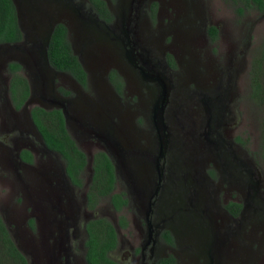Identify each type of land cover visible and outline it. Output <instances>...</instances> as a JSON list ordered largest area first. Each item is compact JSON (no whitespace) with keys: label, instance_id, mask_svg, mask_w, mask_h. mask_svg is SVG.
Segmentation results:
<instances>
[{"label":"rangeland","instance_id":"obj_1","mask_svg":"<svg viewBox=\"0 0 264 264\" xmlns=\"http://www.w3.org/2000/svg\"><path fill=\"white\" fill-rule=\"evenodd\" d=\"M107 2L117 15L129 10L137 15L133 29L145 30L148 47L155 48L159 58L155 65L149 63L148 69L133 70L125 66L127 54L116 39L99 38L103 33L95 29L85 31L77 18L70 24V41L84 35L91 40L96 37L82 54L94 77L81 93L92 99L102 94V82L95 73L104 61L117 66L130 89L129 112H121L115 121L119 135L120 129L127 127L120 144L129 152H115L125 158V165L118 168L120 187L116 189L127 191L130 197L127 209L121 211L126 225L117 224L119 214L106 196L93 206L87 204L88 157L102 148L95 138L78 141L86 164L83 183L77 187L66 181L63 161L56 153L34 152L23 139L24 131L19 133L18 120L26 121L29 106L48 99L37 85L33 62L23 58L21 72L34 82L31 100L14 114L0 108V214L16 246L29 264H64L58 263L57 252L65 248L66 264H83V221L100 214L116 229L117 244L111 255L122 264H132L130 246L140 242L143 227L144 202L137 197L146 189L151 164L133 157L130 149L136 148L143 136L149 145L138 148L151 151L156 144L151 123L165 148L168 146L161 154L168 165L164 173L174 174L170 179L178 190V199L170 200L161 213L176 241L178 264H264V159L259 154L264 103L249 94L251 60L264 42V15L253 9L238 14L229 0ZM151 3H155L153 12ZM22 6L28 18L29 5L22 1ZM210 24L217 28L214 40L207 33ZM167 55L172 61L170 68L160 59L164 56L168 61ZM1 57L0 102L8 78ZM53 81L58 90L65 77L57 74ZM204 128L209 131L205 136ZM32 134L34 145H40L38 135ZM18 146L32 150L31 162L17 161ZM111 148L114 151V144ZM234 199L240 200L242 207L230 218L225 204ZM131 212L135 214L132 219ZM29 217L33 218L32 227Z\"/></svg>","mask_w":264,"mask_h":264},{"label":"trees","instance_id":"obj_2","mask_svg":"<svg viewBox=\"0 0 264 264\" xmlns=\"http://www.w3.org/2000/svg\"><path fill=\"white\" fill-rule=\"evenodd\" d=\"M238 14L244 9L263 8L262 0H229ZM93 9L101 17H109L104 0H88ZM155 3H151V10ZM207 33L211 40H214L217 33L215 25L207 26ZM21 32L17 26L15 11L11 0H0V42H13L20 40ZM168 62L172 64L170 56ZM47 58L49 64L57 70L69 72L82 86L86 87L85 72L79 64L76 56L72 53L65 26L56 23L50 34L47 44ZM21 65L14 60L6 64L9 73L7 81V94L15 109L21 108L29 93L26 77L21 72ZM112 71L109 73L110 79ZM118 83V82H117ZM119 84L115 87L119 90ZM250 96L257 102L264 103V42L254 54L249 69ZM62 94L69 90L58 86ZM29 114L44 145L59 155L63 161L64 173L71 184L81 186L83 173L86 164V155L78 147L73 138L65 128L63 114L58 107L44 108L39 105H32ZM259 154L264 159V124L261 128ZM19 156L31 161V155L26 148L19 151ZM115 175L113 165L108 155L102 150L93 152L91 160V175L87 182L85 197L88 206H93L98 198L106 196L113 209L119 210L126 205L127 197L124 191H113ZM226 207L231 212H237L240 204L228 202ZM233 208V209H232ZM32 227V219L29 218ZM117 224L125 226L126 220L122 213L118 215ZM84 238L83 257L86 264H119L111 255V250L116 247L117 233L114 224L105 216L94 214L83 222ZM164 238L171 241L172 238L167 230L163 231ZM0 264H29L26 256L18 249L12 239L6 224L0 214ZM158 264H174L172 255H167L158 260Z\"/></svg>","mask_w":264,"mask_h":264},{"label":"flooded vegetation","instance_id":"obj_3","mask_svg":"<svg viewBox=\"0 0 264 264\" xmlns=\"http://www.w3.org/2000/svg\"><path fill=\"white\" fill-rule=\"evenodd\" d=\"M72 1L79 7V13H78L79 20L90 21V23L94 26L96 33L98 31H101L104 36L112 37V38L116 39L118 42H120L121 47H122V51L124 50L127 54V58H126L127 61L125 63V66H127L133 70H140L143 67H144V69H145V67H147V69H148L150 65L156 64V60H158L159 58L156 59L157 56L155 54L156 53L155 48L151 49L148 47V42L146 39L145 30H144V32H142V31L137 32L133 29V26L138 23V17L133 11L129 10L127 13L122 12L121 15H117L118 13L115 11L113 6L109 5L107 0L106 1L104 0L105 4H106V8L108 10V15H109V17L107 19H105V17H101L97 14V12L93 9V7L88 2V0H72ZM84 1H87L86 6H85V4H83ZM262 1H263L262 10L261 11H258L256 9H253V10L256 12H259L261 15H264V0H262ZM14 11H15V9H14ZM15 18H16V14H15ZM59 22L65 26L66 31H67V35H68V40H69L70 47H71V51L76 56V58L79 62V59L77 56L78 52L75 53L73 51L72 44H71L72 42L69 39V34H70L69 24L71 22L69 16L65 14V18L62 17V19L56 23H59ZM136 33H139L140 35H138ZM140 37H142V38H140ZM147 59L149 62L147 61ZM160 59L162 60L164 66H166L167 68L171 67V64L167 61V59L164 56H162ZM149 63H150V65H149ZM6 64H5V66H6ZM79 64L81 65V67L83 68V70L85 72L86 87L82 86L69 72L64 71V70H58L61 73V75H63L65 77V81H63L61 83V86L64 89L66 88L67 90H69V92L67 94H62L59 90L55 89V91L59 95H62L63 97H69V96L75 95L77 90L80 92L81 91L86 92V89L90 84L89 80L91 79L90 73H89L90 71L87 68H85L84 65H82V63L79 62ZM111 71L113 72L112 73L113 79H110V77H109V73ZM7 74H8V78H9V73H7ZM102 77H103V81H104L106 87L108 89H110V92L113 94V97L115 98L114 102H115V105L117 106L116 108H114L110 104V102L108 101V96L105 95V92H103V90L105 91V87L102 85V91H101L102 94H100V96L103 98H102L101 102L102 101L104 102L105 114L109 115L111 120L106 121V123L104 122L101 129H103V131L108 135L111 123L113 124V123H115V121L118 120V118H117L118 114H120L123 111L129 112V109L131 106V103H130L131 96L129 95L130 94L129 86L126 83V81L122 75V72L117 67L109 66L108 69L105 71L104 75H102ZM8 78H7V81H8ZM69 80L73 81L74 86L70 85ZM65 83H66V85H65ZM116 84H119L118 85L119 90H117V88L115 87ZM1 95H2V99L0 102V108L3 107L6 109V111L10 110L11 112H13V114L15 113L16 110L20 109V108L15 109L13 107L12 103L10 102L8 94H7V83H6V86L4 88V91L1 92ZM3 95H4V98H3ZM110 98H111V96H110ZM31 106H29V108ZM29 108L27 111L26 121L22 122V121L18 120L20 122L19 124L17 122V124L20 126V127H18L19 133H21V131H24L25 135H24L23 139L29 143V145L32 147V150L34 152H36L37 150H41L42 152L44 151V152L56 153V151L48 149L46 146H44L41 141H40V145L39 144L34 145L33 140L30 137V135L32 134V131H34V133L36 135H38V137H40V134L38 133L34 123L31 120V117L29 114ZM138 109L140 110V108H138ZM140 112H141V110H140ZM141 114H142V112H141ZM14 120H16V119H14ZM150 126L152 129L153 143H156L154 147L149 148L151 150L150 152H152V153H150L148 151L145 152L143 150L141 151V149L138 148V146L140 144L149 145L147 143V140L145 139V137L143 138V136H141V139L139 141H137V143H136L139 145H136V148H134V149H130V152H132V150H133V152H139L140 155H142L140 157L137 156L140 160L145 159L147 162H149V164H151L150 165L151 174L148 176V182H147L146 189L144 190V192L142 194H140L139 197H137L138 199L141 197V201L144 202V204H143L144 210H141L142 211V218H143V227H142V232H141V237H140L141 240L137 244L138 246L137 245L136 246H130L131 261H132V264H158V260L160 258H164L170 254L174 258V264H178L177 255H176V252L174 251V246L176 245V241L174 240L173 235H172L170 229L168 228V226L166 225L165 221L163 220V218H161V213L167 209V205L170 204L172 201L174 202L175 199L178 197V190L175 186V182L172 183L171 179H170V177L173 176L174 174L168 173V175H165V173H164V170H166L168 168V167H166L168 165L165 163L164 155L161 156V154H162V152H166V148L168 146L165 148V146L163 145V142L161 141L159 132H155V127L153 126V124L150 123L149 128H150ZM21 127L23 129H21ZM65 128L67 129L68 133L70 134V136L73 138V140L75 141V143L77 145L79 144L78 141L87 142L90 139L89 137L95 138V142L97 144H100V146H102V148L99 147L98 149H95L92 152H95L96 150H102L108 155V157L110 158V160L112 162L113 172H114V175L116 178L114 181L113 191L121 190V189H116V188L120 187V186L118 187V183H117V182H119L117 177L120 176L118 173V168L125 165V158H124V156H120V157L117 156L115 152H127L128 150L123 149L122 145L114 144V151H113V149L111 148V144L113 145V143L110 140L104 139V137L102 135H96L92 131H88L87 133H84V132L81 133L80 130L74 129L73 127L68 126L66 124H65ZM114 129H116L115 126H114ZM125 129H127L126 126L124 128H121L120 131L124 134ZM81 130H82V127H81ZM207 132H209L208 129L204 128L203 129V135L205 136ZM116 133H117V130H116ZM122 133H120V135H122ZM175 133H176V131L174 133H171L173 138H175V135H176ZM20 138H22V136H20ZM78 147H79V145H78ZM22 148L23 147H19V146L17 147V151L15 154L17 161L23 162V163L31 162L32 161V153H31L32 150H30L29 148H26L31 155V161H27V160H25L19 156V151ZM218 150H220V149H218ZM109 152H113V155L110 154ZM91 156H93V153ZM90 166H91V164H90ZM63 170H64V168H63ZM90 175H91V169L89 171L87 182L90 179ZM163 178H167V179H169V181L168 180L162 181ZM65 179H66V181L70 182L68 177L66 176V174H65ZM148 184H149V186H148ZM172 184H174V185H172ZM124 195L127 197V203H126V205H122L119 210H116L118 212V214H120L122 210L127 209L128 205L130 203V197L128 195V192L125 190H124ZM170 200H172V201H170ZM230 201L240 204L239 208L237 209V212H235V213L231 212V210H230L231 208L225 207V209L228 213V216L230 218H234L239 213V211L242 207V202H240V200H238V199H234V200L227 201V203ZM175 209H176V207H175ZM136 210H138V209H136ZM137 212H138V214L140 213L139 211H137ZM134 217H135V214L133 212H131L130 213V219H132ZM29 218H31L33 221L32 217H29ZM138 219H140V218H138ZM82 229L84 232L83 224H82ZM164 230H167L169 232V234L172 238L171 241L164 238V235H163ZM138 232H140V231H138ZM84 234H85V232H84ZM131 239H132V242L134 244H136L137 240L135 239V234H133V236H131ZM111 251H113V250H111ZM67 254L68 253L66 252V248H65V251H58L57 252L58 263L62 262L64 264H66L65 259H67V257H68ZM61 255H64V256H61ZM72 256L73 255L71 254V257ZM69 257H70V255H69ZM114 258L119 262V264H122L119 259H117L116 257H114ZM81 260H82L83 264H86L84 257H83V251H82ZM72 264H81V262L78 261V262H74Z\"/></svg>","mask_w":264,"mask_h":264},{"label":"water","instance_id":"obj_4","mask_svg":"<svg viewBox=\"0 0 264 264\" xmlns=\"http://www.w3.org/2000/svg\"><path fill=\"white\" fill-rule=\"evenodd\" d=\"M15 9L16 14V23L21 32V39L13 42H0V54L1 60L5 61V64L14 60L17 61L21 66H24L23 58H30L33 62L35 73L34 75L37 77V85L39 86L42 94H45L48 99L47 102L39 101L37 105L42 106L44 108L50 107H58L61 109L63 114L64 123L68 126L73 127L74 129H78L84 133L88 131H92L96 135H102L104 139L110 140L113 144H119L124 142L123 134L119 135L116 133L117 126L115 123H111L109 134L107 135L102 128L103 123L106 121H110L111 118L109 115L105 114V105L100 97V94L97 99L83 95L80 91H76V94L69 97H63L61 95H57L54 89V81L53 77L57 74H61L57 69L52 67L49 64L47 58V44L50 37V34L53 30L54 24L65 18V14L70 16V20L73 23L75 18H78L79 7L72 0H11ZM22 1L28 3L29 8V16L25 15L26 11L24 10V6H22ZM70 22V24H71ZM80 25H82L85 29L91 30L95 29L94 26L90 23V21L79 20ZM69 24V29L71 30V26ZM104 37V35H99V38ZM92 40H96V37ZM91 39L85 38L81 36L77 41L72 39L71 44L73 51L77 53L79 62L84 65L89 71L90 69L86 65V60L83 57L84 48L87 47L86 44L92 41ZM95 43V41L91 42ZM9 57V58H8ZM106 66V68H104ZM112 64L108 63V61H104L100 65V69L97 70L96 77L100 79L102 85L105 87V95L108 96V101L110 104L116 108L115 98L113 94L110 92L103 81L102 75H104L105 71ZM113 66L117 67L113 64ZM90 77L93 79L94 73L91 74ZM29 93L27 98L23 103L27 104L31 100L33 90H34V82L29 78L27 80ZM91 82V81H90ZM71 86H74L73 81L69 80ZM111 96V98H110ZM83 104V107L82 105ZM21 106V107H22ZM206 112H209L208 108H205ZM207 115H209L207 113ZM210 117L207 116V120ZM114 126L116 129H114ZM82 127V130H81ZM94 135V134H93ZM42 142L41 138L39 137ZM120 139V140H119ZM122 141V142H120ZM44 145V143L42 142ZM45 146V145H44ZM128 153V152H127ZM133 157L142 156L139 152H130ZM92 154H89L88 157V166L91 164ZM122 155V153H120ZM137 155V156H134ZM138 158V157H137ZM91 169V166H89Z\"/></svg>","mask_w":264,"mask_h":264},{"label":"bare ground","instance_id":"obj_5","mask_svg":"<svg viewBox=\"0 0 264 264\" xmlns=\"http://www.w3.org/2000/svg\"><path fill=\"white\" fill-rule=\"evenodd\" d=\"M206 154V153H205ZM228 240V239H227ZM224 241V240H223ZM219 252V251H218Z\"/></svg>","mask_w":264,"mask_h":264}]
</instances>
